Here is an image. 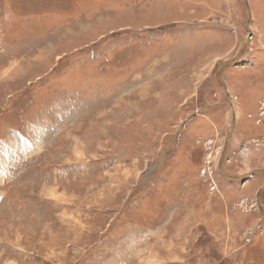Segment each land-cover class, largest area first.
I'll return each mask as SVG.
<instances>
[{"label": "rangeland", "instance_id": "rangeland-1", "mask_svg": "<svg viewBox=\"0 0 264 264\" xmlns=\"http://www.w3.org/2000/svg\"><path fill=\"white\" fill-rule=\"evenodd\" d=\"M0 264H264V0H0Z\"/></svg>", "mask_w": 264, "mask_h": 264}, {"label": "bare ground", "instance_id": "bare-ground-1", "mask_svg": "<svg viewBox=\"0 0 264 264\" xmlns=\"http://www.w3.org/2000/svg\"><path fill=\"white\" fill-rule=\"evenodd\" d=\"M115 181V180H114Z\"/></svg>", "mask_w": 264, "mask_h": 264}]
</instances>
